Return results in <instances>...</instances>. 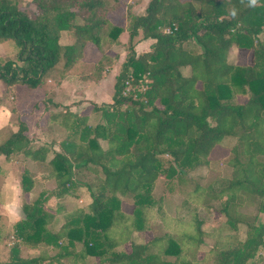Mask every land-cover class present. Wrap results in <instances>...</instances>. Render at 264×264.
I'll return each instance as SVG.
<instances>
[{"label": "trees", "instance_id": "16d2710c", "mask_svg": "<svg viewBox=\"0 0 264 264\" xmlns=\"http://www.w3.org/2000/svg\"><path fill=\"white\" fill-rule=\"evenodd\" d=\"M32 3L34 8L0 0V40L20 48L17 61L0 59V78L8 83L36 88L64 79L85 57L88 43L101 56L81 77L99 81L117 60L109 50L125 44L121 35L127 28L129 54L115 76L112 101L92 108L99 121L48 97L42 130L49 140L36 144L20 120L0 142V155L30 159L37 167L23 162L22 191L29 200L14 224L20 241L0 264H262L264 0L255 7L248 0H148L143 14L126 4L125 25L111 19L123 0ZM76 16L81 21L73 26L75 41L63 46L61 32ZM139 36L153 41L137 53ZM233 47L251 50V62L232 63ZM184 67H190L189 75ZM227 138L234 139L232 145ZM218 145L228 149L231 177L193 188L218 200L225 217L205 258L184 255L187 240L195 252L203 243L197 219L195 233L167 237L164 247H157L163 237L137 242L134 234L148 230L149 211L157 205V179L181 180L209 164ZM87 172L94 174L91 181L82 177ZM83 187L88 204L69 205L65 199H80ZM124 196L132 200L131 213L123 210ZM245 204L255 205L256 212H243ZM57 216L64 221L54 229ZM241 227L244 239L238 236ZM23 248L38 253L25 256Z\"/></svg>", "mask_w": 264, "mask_h": 264}, {"label": "rangeland", "instance_id": "374dc122", "mask_svg": "<svg viewBox=\"0 0 264 264\" xmlns=\"http://www.w3.org/2000/svg\"><path fill=\"white\" fill-rule=\"evenodd\" d=\"M17 2L23 7L28 6L34 8L35 6L32 0H17ZM133 2H126L125 4L135 6V9L133 8L135 12H145L144 8L148 0H133ZM80 21V18L77 16L70 18L69 23L71 27L62 30L59 40L60 44L64 46L75 41L73 26ZM128 30L127 28V31L124 32L125 35L122 34V38L126 40V43L109 50H112V52L115 51L118 58L99 82L81 77L84 72L90 70L92 67V63L89 61L96 57L92 51L87 52V60L86 57L74 63L70 71V83L67 88L61 87L59 89L56 79H50L45 86L31 88L19 82L8 83L4 78H0V117L6 121L4 127L0 129V142L6 140L9 134L17 129L20 118L27 121V133L36 144L49 140L40 128L41 124L45 122L48 111L50 110L48 97H53L54 100L65 104L68 103L73 110L81 113H93L92 108L94 105H103L111 102L114 92L115 76L121 70L129 54L127 47L129 38ZM138 38L140 36L136 38L137 43L142 40ZM19 50L20 48L14 41L10 39L0 40V59L17 61L20 56ZM25 53L26 51H23L21 53L22 56ZM137 53H140V51H137ZM97 54L100 53L98 52ZM251 54V50L233 47L229 52L228 58L234 64L245 65L251 62ZM182 72L185 75H189L190 67L182 68ZM240 99L244 100L245 98L241 97ZM16 107H21L22 111ZM99 120V113H93L91 122L96 123ZM224 142L230 146L233 144L234 139L227 138ZM103 144L105 145V142ZM49 154L52 155L53 153L50 152ZM49 154L48 156H51ZM228 154L226 147L218 145L211 153V161L209 164L199 166L181 180L179 178L167 179L164 176H160L154 188V197L157 200V205L149 211V228L146 231L136 232L134 239L137 242H146L154 237H163L164 239L157 244V247H164L168 244L167 237L174 239L175 236H180V233H195V221L196 219L201 220L202 229L205 232L204 236L202 235L203 243L199 245V249L195 252L191 242L187 240L185 246L183 245V250L187 260H191L194 257L198 258V260L204 259L207 251L215 243L216 235L225 217L219 211L221 205L218 200H209L205 192L195 193L193 192V188L196 184L202 187H206L210 183L221 185L226 179L231 177L232 169L227 164L226 158ZM20 161L13 163L12 171L14 176L12 177V182H10V190L7 192L6 189L8 186L5 183V175L9 171L11 161L5 155H0V258L2 259L7 258L11 246L15 242L20 241L14 236V224L22 217V209L29 200L28 194L22 191V167L26 164L32 169L37 168L30 159H22ZM94 168L100 171L99 168ZM82 177L85 180L91 181L94 174L87 172ZM83 189L85 193L80 199H69L67 197L65 201L69 205L80 204L86 206L91 197L85 187ZM122 207L127 213L133 211L134 206L130 197H123ZM241 210L246 213H255L256 206L253 204H245L241 207ZM63 221V216H57L53 223V228L57 229ZM245 235V228L241 227L238 236L244 239ZM37 253L38 250L36 249L23 248L22 250V254L25 256H34ZM261 255L264 257V247L261 249ZM167 256L169 259H175L174 255ZM98 260V258H92V261L97 262ZM197 264H210V261L205 263L199 262ZM262 264H264V261Z\"/></svg>", "mask_w": 264, "mask_h": 264}, {"label": "crops", "instance_id": "0c3cea01", "mask_svg": "<svg viewBox=\"0 0 264 264\" xmlns=\"http://www.w3.org/2000/svg\"><path fill=\"white\" fill-rule=\"evenodd\" d=\"M123 2H128V3H132L133 2V0H123ZM133 3H135V2H133ZM133 8L135 9V6H133ZM144 10H145V8H144ZM125 12H126V4H124L123 6H121L120 8H118V9H116L115 11H113L112 12V20L114 21V22H117V23H120V24H122V25H125L126 24V19H125ZM136 13H139V12H136ZM141 14H143V11L142 12H140ZM145 13V12H144ZM127 31V29L124 31V32H126ZM122 33V34H124L125 35V33ZM121 40H122V42L123 43H126V40L124 39V38H122V35H121ZM152 39H142L140 42H138L137 43V45H136V49H137V51H144V50H147V49H149V47H150V45H151V43H152ZM119 45H122V44H119ZM119 45H116V46H119ZM116 46H114L113 47V49H115L116 48ZM88 51H92L94 54H95V58H93L92 60H90L89 62H91V63H94V62H96L99 58H100V56H101V54H97L96 55V53H98L99 51H98V49L95 47V45H93L92 43H88L87 44V46H86V50H85V57L83 58V59H85L88 55H87V52ZM114 51V50H113ZM100 53V52H99ZM109 53L111 54V55H117V53H115V51L114 52H112V50L111 51H109ZM94 57V56H93ZM83 59H81V60H83ZM88 59V57L86 58V60ZM70 76H71V74H69L67 77H65L64 79H62V80H57V87L59 86V89H61V87H64V88H67V86H69V83H70ZM101 80V79H100ZM99 80V81H100ZM99 81H97V82H99ZM67 105H69L68 103H66ZM17 108V107H16ZM17 109H19V110H21L22 111V109H21V107H19V108H17ZM72 109V108H71ZM18 110V111H19ZM73 110V109H72ZM75 111V110H74ZM20 112V111H19ZM21 114V113H20ZM47 119V118H46ZM3 120V121H2ZM20 120H22V121H24V122H26V124L28 125V123H27V121L25 120V119H23V118H20ZM46 121V120H45ZM6 123V121H5V119H1V117H0V129L1 128H3L4 127V124ZM45 123V122H44ZM44 123L43 124H41V126H40V128L42 129V126L44 125ZM42 132H43V130H42ZM28 134V133H27ZM45 134V133H44ZM28 136H29V134H28ZM46 136V135H45ZM31 138V137H30ZM51 151H49V153H50ZM49 155H51V154H49ZM52 156V155H51ZM51 156H48V158H50ZM7 159H9V158H7ZM10 161H11V166L9 167V171L6 173V175H5V183L7 184V189H6V191L7 192H9V190H10V182H12V177L14 176V174H13V171H12V167L14 166V162H21V161H16V160H13V159H9ZM0 168H1V162H0Z\"/></svg>", "mask_w": 264, "mask_h": 264}, {"label": "clouds", "instance_id": "9594fccd", "mask_svg": "<svg viewBox=\"0 0 264 264\" xmlns=\"http://www.w3.org/2000/svg\"><path fill=\"white\" fill-rule=\"evenodd\" d=\"M249 6L255 7L258 4V0H248ZM232 16L236 15V10L233 9V11L231 12Z\"/></svg>", "mask_w": 264, "mask_h": 264}]
</instances>
